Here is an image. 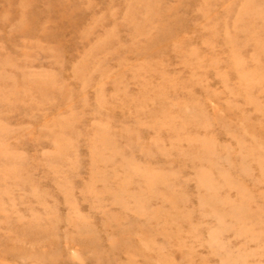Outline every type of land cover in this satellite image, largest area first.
<instances>
[{
  "label": "rangeland",
  "instance_id": "obj_1",
  "mask_svg": "<svg viewBox=\"0 0 264 264\" xmlns=\"http://www.w3.org/2000/svg\"><path fill=\"white\" fill-rule=\"evenodd\" d=\"M0 264H264V0H0Z\"/></svg>",
  "mask_w": 264,
  "mask_h": 264
}]
</instances>
